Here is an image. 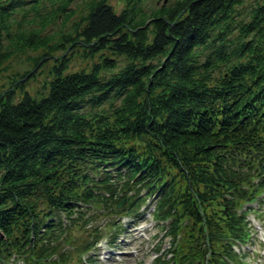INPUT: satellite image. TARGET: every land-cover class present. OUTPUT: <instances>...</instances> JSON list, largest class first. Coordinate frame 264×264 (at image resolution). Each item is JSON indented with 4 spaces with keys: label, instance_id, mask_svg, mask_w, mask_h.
Instances as JSON below:
<instances>
[{
    "label": "trees",
    "instance_id": "16d2710c",
    "mask_svg": "<svg viewBox=\"0 0 264 264\" xmlns=\"http://www.w3.org/2000/svg\"><path fill=\"white\" fill-rule=\"evenodd\" d=\"M76 1L0 0V70L32 65L0 94V264H81L96 219L150 200L159 263L243 264L264 196V0Z\"/></svg>",
    "mask_w": 264,
    "mask_h": 264
},
{
    "label": "rangeland",
    "instance_id": "374dc122",
    "mask_svg": "<svg viewBox=\"0 0 264 264\" xmlns=\"http://www.w3.org/2000/svg\"><path fill=\"white\" fill-rule=\"evenodd\" d=\"M90 0H87L86 2H89ZM174 0H146L147 10L153 11L162 8L163 6H168L171 4ZM109 4L114 8L117 14H121L122 11L125 9L126 3L125 0H110ZM75 8L79 6V9H81L83 6V0H77L74 4ZM33 8V5L29 4L25 7V13L27 19L26 21L30 23V26L36 27L39 26L40 23H42L46 13L40 12V15H35L31 10ZM81 12V10H80ZM79 12V13H80ZM84 11H82L79 16L83 15ZM78 16V17H79ZM19 20L22 21V16H19ZM59 29H63L62 23L59 25ZM52 64L48 65L45 69H43L42 76L39 77V80L35 83H28V90H34V89H41L43 83L48 78V72L49 68ZM80 63H74L73 67H79ZM32 69V65L27 62L26 57L23 59H15L12 62H10L9 65H7L5 68L0 70V94H2L4 91H6L9 88V85L11 83L12 77L16 75L17 73L23 74L26 71H29ZM40 70L37 72L39 73ZM148 207V206H146ZM258 216L254 214V216L250 217V220L256 219L258 222L262 223L264 225L263 220ZM108 218V219H107ZM107 218H101L95 220V228H99L98 230L103 232V235L105 236L108 229V224L118 220L117 216H107ZM147 222L143 223L141 226H139L142 229H145L143 240H140L141 235H135V234H128L124 235L122 237L123 241L117 248V256L113 257L111 253H108L104 255L105 251V243L99 247L100 251L98 252L96 257L93 258L95 264H156V259L160 257V254L158 252L162 250L161 256L165 257L166 253L171 249V241L165 239V232L163 231V228H158L157 226L152 229L153 221L150 219L149 215H147ZM155 224V223H154ZM156 225V224H155ZM107 227V228H105ZM148 230L150 232L148 233ZM123 234H127V231H125ZM77 236L83 235L80 233H76ZM131 243V244H130ZM260 244H257V248H255V255H252V260H246V262H243V264H264V252L259 250ZM246 249H243L242 251H245ZM240 251V252H242ZM94 252V251H93ZM136 253V254H135ZM88 257H85L84 260H86ZM105 258V260H104ZM111 258V261H106V259ZM93 263V262H92ZM94 264V263H93Z\"/></svg>",
    "mask_w": 264,
    "mask_h": 264
}]
</instances>
